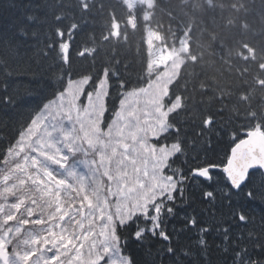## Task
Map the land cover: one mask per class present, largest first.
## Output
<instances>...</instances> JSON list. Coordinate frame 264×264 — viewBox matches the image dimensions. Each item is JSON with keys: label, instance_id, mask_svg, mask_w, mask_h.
I'll list each match as a JSON object with an SVG mask.
<instances>
[{"label": "snow or ice", "instance_id": "6c2138e0", "mask_svg": "<svg viewBox=\"0 0 264 264\" xmlns=\"http://www.w3.org/2000/svg\"><path fill=\"white\" fill-rule=\"evenodd\" d=\"M116 4L0 0V264H264V77L190 107Z\"/></svg>", "mask_w": 264, "mask_h": 264}, {"label": "trees", "instance_id": "16d2710c", "mask_svg": "<svg viewBox=\"0 0 264 264\" xmlns=\"http://www.w3.org/2000/svg\"><path fill=\"white\" fill-rule=\"evenodd\" d=\"M104 2L106 9L115 8L117 16L123 19L125 13L116 0ZM150 11L154 13L150 28L159 32L163 41L175 42L183 36L188 40L177 88L187 86L190 107L193 100L200 98L201 84L211 89L207 96L227 95L230 86L235 88L244 81L252 84L257 74L264 77L259 69L264 64V0H210V3L209 0H187L186 3L185 0H156V7ZM122 31H127L128 43L119 44L118 49L138 63L136 49H146L144 23L139 21L134 32ZM112 43L105 47L110 48ZM245 45L255 50L254 58ZM81 46L77 37L73 47ZM243 56L250 59L245 61ZM253 95V103L260 104L264 101V88H255Z\"/></svg>", "mask_w": 264, "mask_h": 264}, {"label": "rangeland", "instance_id": "374dc122", "mask_svg": "<svg viewBox=\"0 0 264 264\" xmlns=\"http://www.w3.org/2000/svg\"><path fill=\"white\" fill-rule=\"evenodd\" d=\"M179 54V53H177ZM183 61L182 54H179L178 56H174L173 63L171 65V68L173 71L179 69L180 63Z\"/></svg>", "mask_w": 264, "mask_h": 264}]
</instances>
